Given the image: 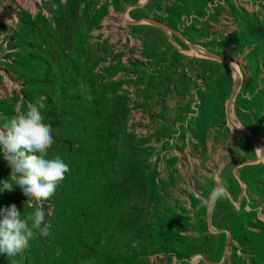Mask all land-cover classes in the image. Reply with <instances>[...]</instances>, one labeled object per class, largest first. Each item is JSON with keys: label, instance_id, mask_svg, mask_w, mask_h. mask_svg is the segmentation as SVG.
Wrapping results in <instances>:
<instances>
[{"label": "rangeland", "instance_id": "1", "mask_svg": "<svg viewBox=\"0 0 264 264\" xmlns=\"http://www.w3.org/2000/svg\"><path fill=\"white\" fill-rule=\"evenodd\" d=\"M27 102L70 170L0 264H264V0H0V123Z\"/></svg>", "mask_w": 264, "mask_h": 264}, {"label": "clouds", "instance_id": "2", "mask_svg": "<svg viewBox=\"0 0 264 264\" xmlns=\"http://www.w3.org/2000/svg\"><path fill=\"white\" fill-rule=\"evenodd\" d=\"M89 88L81 82L78 90L91 101ZM43 108V103L19 104L11 117L0 123V156L10 169L8 179L0 184L9 192L14 186L19 187L26 198L24 208L32 209L22 215L15 204L0 208V254L8 257L22 253L37 234H51V222L46 220L50 213L45 211L44 203L55 194L70 170L59 154L49 156L55 141L53 127L45 123L42 115ZM227 195L226 186L220 184L212 189L210 198L216 201Z\"/></svg>", "mask_w": 264, "mask_h": 264}]
</instances>
